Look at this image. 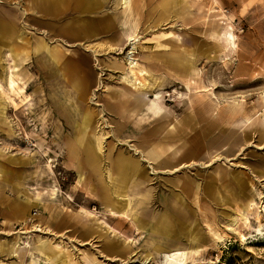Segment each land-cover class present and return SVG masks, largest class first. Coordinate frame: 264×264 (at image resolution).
<instances>
[{
    "label": "rangeland",
    "instance_id": "rangeland-1",
    "mask_svg": "<svg viewBox=\"0 0 264 264\" xmlns=\"http://www.w3.org/2000/svg\"><path fill=\"white\" fill-rule=\"evenodd\" d=\"M122 6L105 0L89 15L69 9L51 19L0 3L8 27L0 32V264H48L55 254L68 264H163L178 246L184 264H264V0ZM132 29L133 57L148 74L143 91L123 67ZM227 32L236 48L225 45ZM44 41L57 49V67L38 50ZM8 44L19 53L23 94L6 84ZM174 54L187 66L174 65ZM76 78L86 94L70 86ZM167 134L185 142L188 166L176 172L141 157L154 149L159 166L172 164L167 146L160 151ZM86 160L94 167L80 177ZM128 161L137 175L123 186L118 168ZM184 180L198 191H182Z\"/></svg>",
    "mask_w": 264,
    "mask_h": 264
},
{
    "label": "crops",
    "instance_id": "crops-1",
    "mask_svg": "<svg viewBox=\"0 0 264 264\" xmlns=\"http://www.w3.org/2000/svg\"><path fill=\"white\" fill-rule=\"evenodd\" d=\"M1 1L2 0H0V3H1ZM4 1L7 2L8 4H10L12 7L17 8V9L18 8H21V9L25 8V11H27L26 14L30 15L32 17L43 16V17L51 18V19H53V17L56 15L63 14L64 11L66 12L69 9L75 10L76 13L78 12L81 15H84V14L89 15L90 12H92L94 9L99 8V10H100V8L105 5V0H4ZM75 25H77V24H75ZM7 29H8L7 25L4 22L0 21V32H2L4 30L6 31ZM89 29H90L89 26H87L85 28L86 31ZM7 50L13 52L12 55L10 53V56L13 59V64L10 67V73L13 74V79L17 83V86L19 87L18 82L14 78L16 76L15 72L20 71L18 68L19 63H17V61H19V59H18L19 53H16V47L14 45L8 44ZM38 50L42 51L45 54L46 59L50 62L48 65H50L52 68L57 67L56 63L59 60L60 56H59V53L55 47L51 46L50 43H48V41H44V42H42L41 45H39ZM184 52H186V51H184ZM186 53L188 54V52H186ZM185 56L179 55V54H174L173 58H172L173 64L176 66H180L182 68L186 67L187 66L186 63H188L189 59L187 56L186 57ZM67 68L68 69H66V70L73 71V72H76V70H77V67L75 64H69L67 66ZM10 73H9L7 80H6L7 87H8V80H9ZM19 76H21V71H20ZM21 81H22V79H21ZM127 83L129 85V81H127ZM24 84H22L20 86V88L22 89L21 94H23L25 91L26 83H24ZM70 86H73L74 90H77V88H80L79 93H82V95L84 93L86 94V91H85L83 85H81V81H77V78L74 79V84H72ZM0 88L2 89L1 85H0ZM157 103L158 102H152L150 100L149 104L147 105L148 111L150 112L152 119H155V117H157V115L159 113L158 108L156 107ZM87 126H89V122H85V124L83 125L84 129ZM92 129L93 128L91 127V129H88L89 131L87 130V132H86L87 136L91 133ZM170 134H172V133H170ZM182 137H183V135L180 138H182ZM172 138L173 139H171V135L167 134L163 140L164 141L163 147L160 149V151H162L163 148L167 146V152L165 153V156L167 154V158L169 161H172L171 162L172 164H168L167 162H164L163 167L159 166L158 164H160V161H162V157H160L159 153L154 152V149H149L148 151H145L144 155L141 156L142 160L148 159V160H152V161L156 162L157 169L160 171H165V169H167L168 171L175 170V172H176V170H181V169L185 168L186 166H188L187 164L181 163V161L185 160V158H186V154L183 152L181 153V150H183L185 148V142L182 141L180 143V145H176L174 143V139H176V136H174ZM102 158H103V155L100 156V159H102ZM90 162H91V160H86L85 164L84 163L83 164L77 163V167L79 169L80 177L82 176V172H83L85 167H89V168L94 167V165L91 164ZM96 164H97V162H96ZM156 166H155V170L153 168L151 170L157 171ZM127 167L130 170H127L126 169ZM137 167H138V165L134 161H133V163L128 161V162H125L119 166V168H118V180L120 181V183H122L123 186H125L129 182L130 179L134 180L135 176L137 175V170H136ZM169 168H171V169H169ZM124 169H126V170H124ZM123 174H125V178H123ZM217 179L225 182L227 178L223 175H218ZM180 181L183 182V180H180ZM184 182L187 184L188 180H184ZM193 183H196V182H193ZM205 186H206V184L203 187H205ZM199 188H200V186L198 187V189ZM181 190L182 191L185 190L186 192H188V191L193 192V190H195V192L198 191L197 187H195V188L193 186L189 187V184L184 186V188L181 187ZM106 197H108L107 194H106ZM109 198L106 199V202L114 203L113 199H109ZM180 199L182 200V196H180ZM250 202H252V201L249 200L248 204ZM176 203H177L176 200H174L173 208H172L173 210H176V207H177ZM111 215H114V213H112ZM183 215L186 216L187 214L183 213ZM114 216L117 217L118 215H114ZM124 216H126V215H123V217ZM167 230L173 231V233H174V231L176 230V226L172 225V226H169L168 228L166 227L164 232H167ZM174 250L175 249H173V250L169 249V250H166L164 252L169 253V252H172Z\"/></svg>",
    "mask_w": 264,
    "mask_h": 264
},
{
    "label": "bare ground",
    "instance_id": "bare-ground-1",
    "mask_svg": "<svg viewBox=\"0 0 264 264\" xmlns=\"http://www.w3.org/2000/svg\"><path fill=\"white\" fill-rule=\"evenodd\" d=\"M118 1H119V4L123 5L122 7H126L131 0H118ZM134 31L135 30H132L131 33L127 35V41L131 42L132 44H130L131 45V49L128 51L127 56L123 59V67L125 66L128 69L127 73H129L130 76L133 78V80L132 79L129 80L130 87L134 91H143V90L147 89V87H148L145 84V80L148 77V74L145 71V69H143L141 67V65L133 57L135 45L138 43V37H137V35H134V33H135ZM223 36H224L225 45L228 48H230V49L231 48H236V43L234 41L233 33L227 32ZM8 85H9L10 90H12V91H16L17 89L22 91V89L20 87H18L17 83L14 81L12 73H10L9 80H8ZM23 102H24V100H23ZM28 102L29 101H27L26 103H28ZM100 135H98L96 137V139L99 140V143L97 145V149L102 154L103 144L100 141ZM126 169L130 170V169H128V167ZM126 169H124V170H126ZM123 178H125V174H123ZM262 203L264 204V202H262ZM171 208H173V206ZM124 217L125 218H129L128 216L127 217L124 216ZM260 231H261V229H258V232H260ZM178 247L172 252L164 253V255H163V258H164L163 264H184L185 263L186 257H187V253L184 250L183 246H182V248H178ZM56 255L57 254L48 256V260H49L48 264H68L66 261L60 260V258H58V256H56ZM148 260L149 259L146 258L145 259V263H147Z\"/></svg>",
    "mask_w": 264,
    "mask_h": 264
}]
</instances>
